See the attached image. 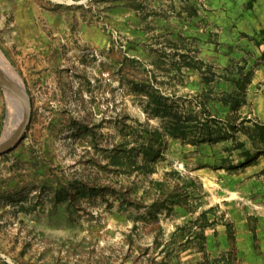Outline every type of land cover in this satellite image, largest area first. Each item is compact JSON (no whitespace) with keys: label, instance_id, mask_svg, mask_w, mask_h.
Wrapping results in <instances>:
<instances>
[{"label":"rangeland","instance_id":"374dc122","mask_svg":"<svg viewBox=\"0 0 264 264\" xmlns=\"http://www.w3.org/2000/svg\"><path fill=\"white\" fill-rule=\"evenodd\" d=\"M0 51V264H264V0H0Z\"/></svg>","mask_w":264,"mask_h":264},{"label":"water","instance_id":"95a60500","mask_svg":"<svg viewBox=\"0 0 264 264\" xmlns=\"http://www.w3.org/2000/svg\"><path fill=\"white\" fill-rule=\"evenodd\" d=\"M0 86L7 92V95L10 96V101H8V103L14 110L11 119L19 123V127L16 130L7 131L5 135L0 138V156H2L9 153L25 139L31 123L32 102L23 81L20 83L16 80H11L6 77L1 70ZM16 111H19L20 118L16 116Z\"/></svg>","mask_w":264,"mask_h":264},{"label":"bare ground","instance_id":"6f19581e","mask_svg":"<svg viewBox=\"0 0 264 264\" xmlns=\"http://www.w3.org/2000/svg\"><path fill=\"white\" fill-rule=\"evenodd\" d=\"M0 70L6 77L10 78L11 80H16L19 81L20 83L22 82L17 71L14 69V67L11 65L9 60L5 57V55L1 51H0ZM8 101H10V96L8 98Z\"/></svg>","mask_w":264,"mask_h":264}]
</instances>
